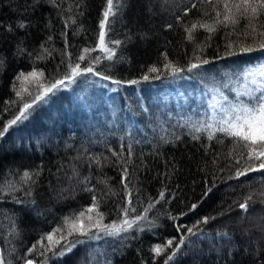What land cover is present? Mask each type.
<instances>
[{"label": "trees", "instance_id": "16d2710c", "mask_svg": "<svg viewBox=\"0 0 264 264\" xmlns=\"http://www.w3.org/2000/svg\"><path fill=\"white\" fill-rule=\"evenodd\" d=\"M58 3L59 8L46 0L38 5L35 0H0V130L19 114L23 103H32L43 88L69 71L62 33H67V52L73 63L83 48H94L97 43L105 0ZM124 4L106 37L123 42L113 60L96 50L85 53L86 60L79 63L83 68L88 59L100 56L96 71L122 82H140L116 85L87 74L36 101L26 118L0 137V254L5 264H23L20 257L42 235L91 205L93 192L82 190L85 177L91 181L87 186H94L103 223L122 219L121 208L127 207L120 182L123 167L130 174L135 209L129 217L143 216L149 201L154 203L147 219L140 222L144 230L134 228L120 237L78 245L48 264H163L171 249L156 257L152 247L171 238L175 244L185 234L183 230L178 233L175 225L191 227L204 216L216 217L201 225L207 237L195 248H183L172 264H262L264 234H259L251 218L258 216L264 224V170L229 179L236 168L245 166L240 153L246 150L219 133L212 140L206 132L193 139L190 126L222 118L223 113L218 114L217 120L211 107L216 93L236 103L250 101L244 93L256 87L247 80L249 71L264 63V49L258 47L264 42L259 35L264 28L257 24V31L251 32L248 22L240 19L235 26L216 25L210 34L199 24H211L216 11L223 12L217 0H124ZM20 23L26 27H18ZM192 24L198 27L189 41L185 28ZM245 46L256 50L241 51ZM202 59L209 63L187 70ZM166 62L184 71L173 77L164 67ZM153 66L159 72H150ZM34 68L43 76L23 84L16 79ZM145 75L148 80H143ZM235 82L246 86L243 93L236 95L230 89ZM16 91L22 96L17 97ZM114 151L122 154L120 161L112 155ZM25 171L39 172L31 197L23 190H8L9 184L29 187L23 181ZM209 187L212 191L205 197ZM250 195L245 212L238 205ZM14 196L24 203H16ZM193 203L198 207L189 212ZM32 258L44 259L38 254Z\"/></svg>", "mask_w": 264, "mask_h": 264}, {"label": "snow or ice", "instance_id": "6c2138e0", "mask_svg": "<svg viewBox=\"0 0 264 264\" xmlns=\"http://www.w3.org/2000/svg\"><path fill=\"white\" fill-rule=\"evenodd\" d=\"M47 3L53 7L59 8L58 0H46ZM211 2V0H209ZM42 3V0H35V4L38 5ZM218 4L223 5V12L216 11L215 17L211 24L205 22L200 23L199 27L205 29L207 32L214 33L216 25L227 26L231 24L233 26L238 25L240 19L246 20L248 23L247 28L251 29V32H256V25L259 24L261 28H264V0H217ZM125 7L124 0H105V7L102 13V19L99 22V33L97 37V43L94 48L85 47L82 49L81 54H78L76 61L73 63L71 60V54L67 52V33H62L65 37V55L69 57L68 69L69 71L60 79H56L50 86L43 88L34 98L32 103H23L22 107L19 109V114L15 116L14 119L8 121L7 125L0 130V137H3L9 128L12 125L17 124L22 119L26 118V114L33 107V104L36 101H42L49 94L54 93L55 90H58L60 86H65L73 84L80 77H84L87 74L93 76H99L103 80H111L113 84L121 85L122 83L128 84H138L139 80H128L121 81L119 79H113L111 76L103 75L100 72L96 71L94 65L100 62V56H96L88 59V64L85 67H81L79 61H85V53H90L92 51L99 50L104 53V58L112 61L116 56V48L119 47L123 42L120 40H106L108 31L110 30L111 23L115 20L117 15ZM195 7V5H192ZM83 13L80 12L79 15ZM223 15V19L220 17ZM72 23H75L74 18H70ZM65 27L68 26V21H64ZM20 28H25L24 23L18 25ZM169 28L172 25H168ZM198 27L197 24H192L191 27H186L185 32L187 33V39L189 41L194 39L193 30ZM11 31V28H9ZM251 34V33H249ZM261 37H264V31L259 32ZM210 38V37H209ZM51 40V36L48 38ZM259 49H264V42H260L258 45ZM202 50V49H201ZM254 49L251 46H245L241 49L243 52H253ZM47 51V49H45ZM235 53L229 52V55H234ZM43 58V57H39ZM167 60V57H165ZM3 61H0L2 64ZM209 60L202 59L200 63H192L188 67V71L192 72L193 69H199L203 64H208ZM164 67L170 69L171 75L173 77H179L184 69L174 66L171 62H166ZM264 68V66H262ZM150 72L157 73L159 69L153 66L150 69ZM260 76L264 77V70L260 71ZM43 76V72L33 69L28 73H19L16 77L18 81L23 84L25 81L31 79H37ZM159 79L157 75L155 77ZM182 78V77H181ZM149 76H143V80H148ZM252 83L256 85L254 89H251L244 93V95L250 98L248 103L240 101L237 104H231L228 108L221 107V111L224 112V116L215 123H201V124H192L190 126V131L192 133L193 139H199L198 133H207V138L209 140L216 139L217 133L222 134L225 137L230 138L234 144L242 147L246 151L240 153L241 159H244L245 166L238 167L235 170L234 175L229 176V179H239L240 177H245L249 173L258 172L264 170V82L257 83L256 80H253ZM15 87V85L13 86ZM24 92H27V88L23 89ZM259 93V95H257ZM16 96L21 97L22 92L16 91ZM223 99L227 101V96H224ZM176 140H179L180 137L175 136ZM128 157L132 156V147L129 144L127 148ZM113 156L117 158V161H120L123 157L120 152H113ZM97 164L100 161L97 159L95 161ZM124 163H129L128 159H124ZM236 164H240V159H237ZM77 174L78 173H75ZM39 172H29L25 171L23 173V181L29 185L25 189H18L11 184L8 185V190L12 192L24 191L26 197L32 196V186L35 185L36 180L35 176H38ZM129 172L126 167H123L121 170V184H123L125 189V194L127 196V207L121 208L122 219L119 221H112L109 224H104V214L98 211L99 203L94 192V186L88 187L87 185L91 183L90 178L85 177L81 183L86 186L82 189L83 191L93 192L92 203L91 205L81 210L78 214L74 213L73 217H65L64 224L52 231L45 233L40 237V239L28 248L27 252L20 257L23 264H48L49 260L53 257L62 258L73 252L78 245L88 243L93 240H100L102 237H120L122 233H128L134 228H139L140 231H143V227L140 226V222L147 219V213L154 206L152 201H149L148 207L144 209V215L137 214L135 217L130 218L129 213L135 211L132 206V192L129 190ZM215 186L213 182L212 187ZM212 187L207 188L204 193L206 197L211 191ZM160 198L164 199V192H160ZM13 200L16 203H24V200L19 197H13ZM252 200V196L246 197L244 202L239 203V208L247 212L249 207V201ZM33 205L35 200L30 201ZM158 202V201H156ZM198 205L193 203L189 207V212H193L197 209ZM95 212V216L92 213ZM86 213L88 214L86 217ZM181 215H187V213H181ZM173 220H176L177 217H172ZM215 216H204L196 224L191 227L184 225H175L177 232L184 231L185 234L179 236V239L175 241V238L168 239L166 244H156L152 247L151 251L155 254L156 257L161 256L167 249H171L170 253L165 255L163 264H172L174 259L178 254L182 253L183 248L192 247L198 244L199 241L205 239L207 234L204 232L201 225L208 224L211 220H215ZM154 226V225H153ZM66 229V231H65ZM218 235L227 236V233H218ZM42 249V251H38ZM51 253V256L48 255ZM39 255L44 257L42 261L36 262L32 258L34 255ZM0 264H5L4 256L0 254ZM11 264V261L8 262ZM264 264V262H262Z\"/></svg>", "mask_w": 264, "mask_h": 264}, {"label": "rangeland", "instance_id": "374dc122", "mask_svg": "<svg viewBox=\"0 0 264 264\" xmlns=\"http://www.w3.org/2000/svg\"><path fill=\"white\" fill-rule=\"evenodd\" d=\"M262 66H264V63L253 67L249 71L250 76L247 80H249V82L251 84H253L252 83L253 80H256L257 83L264 82V77H261L259 74L261 70H264V68H262ZM245 88H246V86H242L241 83L236 84V82H235V84H233L230 89L237 95V94L243 93ZM231 104H237V103L235 101H231V100L225 101L223 99L222 95H220L219 93H216L214 98L211 100V107L213 108V114L215 115V118L218 120V114H221V113H223V116H224V112H222L220 110L221 107L228 108ZM251 219H252L251 224L253 226L255 224L258 226L259 234H264V224H262L263 223L262 219H259L258 216L257 217L252 216Z\"/></svg>", "mask_w": 264, "mask_h": 264}]
</instances>
